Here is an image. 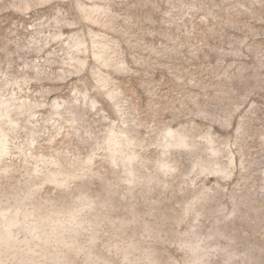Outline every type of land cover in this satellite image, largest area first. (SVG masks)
Masks as SVG:
<instances>
[{"label":"rangeland","instance_id":"1","mask_svg":"<svg viewBox=\"0 0 264 264\" xmlns=\"http://www.w3.org/2000/svg\"><path fill=\"white\" fill-rule=\"evenodd\" d=\"M0 264H264V0H0Z\"/></svg>","mask_w":264,"mask_h":264}]
</instances>
